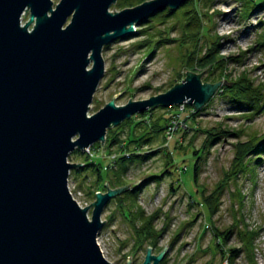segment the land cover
<instances>
[{
	"label": "rangeland",
	"instance_id": "1",
	"mask_svg": "<svg viewBox=\"0 0 264 264\" xmlns=\"http://www.w3.org/2000/svg\"><path fill=\"white\" fill-rule=\"evenodd\" d=\"M51 1L56 4L59 0ZM212 1V6L201 2L198 24L189 20L192 11L182 6L173 11L164 24L162 14L167 13L166 9L149 21L134 26L133 36L105 45L102 49L104 74L92 97L88 116L97 113L122 92L113 100L117 107L126 105L129 99L137 102L165 93L181 83L186 78V72L202 73V83L221 82L205 109L198 112L194 119L191 115L195 111L187 110L185 106L182 111L175 107L154 108L151 109L152 115H149L151 118L144 119L159 121L163 126V118L169 117L167 124L171 127L151 138L150 143L140 149L141 152L161 149V152L142 163H130L124 179L129 186L144 176L158 175L166 162L171 163L173 169L169 170L172 174L164 175L160 182L148 184L137 197V206L143 210L144 217L157 214L154 223L156 230L166 227L155 247L145 244L139 250L134 249L139 239L135 238L129 221L119 208L116 197L121 194L117 195L103 210L101 221L105 222L97 237L100 251L110 264H126L130 255L131 264H141L147 248H151L152 256H157L166 246L160 264H264V161L257 166L248 165L247 168L245 159L242 162L245 168L233 164L238 145L264 137V113L253 116L235 111L222 95H218L227 81L241 74H246L255 86L264 85V11L252 14L253 8L261 7L264 0H250L246 6L239 4L240 0ZM121 10L117 2L109 9L112 13ZM27 20L28 13L22 17V24ZM199 28H203L204 33L200 30L201 34H198ZM165 39L171 41L156 43ZM217 41L221 44L218 56L224 58L225 62L229 59L234 62L228 63L219 81L214 83L211 81L218 78L219 73L217 70L212 74L208 71L213 57L198 67L187 62L186 56L198 52L195 58L200 59L209 45ZM141 115H133L130 124L123 126L120 139L126 140L128 127L142 121L138 117ZM122 124L111 129L119 128ZM142 130V126H139L135 135ZM221 132L238 133L240 137L230 135L203 150V146L210 143L212 135ZM104 145L105 142L102 151L100 143L96 150L88 147L91 155L85 153V149L82 152L91 160L107 165L114 154L108 155ZM109 152L114 153L115 149ZM196 159L199 175L195 184L192 169ZM261 159L264 160V156ZM81 161V156L68 159L72 164ZM68 183L82 204L88 207L94 202L87 194L94 185L93 176L70 177L69 174ZM220 187L217 208L211 213L205 199ZM231 229L233 234L224 245L223 252L227 256L230 249L235 250L237 256L233 261H227L215 249L217 242L214 232L224 234ZM253 234L252 251L246 253L245 243L248 236Z\"/></svg>",
	"mask_w": 264,
	"mask_h": 264
},
{
	"label": "water",
	"instance_id": "2",
	"mask_svg": "<svg viewBox=\"0 0 264 264\" xmlns=\"http://www.w3.org/2000/svg\"><path fill=\"white\" fill-rule=\"evenodd\" d=\"M116 2L0 0V264H110L97 237L105 206L123 189L96 193L80 208L68 189L76 166L69 154L96 143L102 151L107 130L135 114L182 104L200 110L220 87L186 72L165 93L117 107L122 92L88 116L104 74L103 47L186 0H149L112 13ZM150 250L141 264H160L167 246L157 256Z\"/></svg>",
	"mask_w": 264,
	"mask_h": 264
},
{
	"label": "trees",
	"instance_id": "3",
	"mask_svg": "<svg viewBox=\"0 0 264 264\" xmlns=\"http://www.w3.org/2000/svg\"><path fill=\"white\" fill-rule=\"evenodd\" d=\"M146 1L149 0H118L117 6L120 9H124L128 6L135 7L137 5H140ZM208 1V2H207ZM242 1V2H241ZM250 0H240L239 4L242 5H248ZM201 2L203 4L208 3L210 6L213 5L212 0H186V2L182 5V8L187 7L192 11V15L189 17V20H194L196 23H200V14H199V7ZM241 5V6H242ZM131 7V8H132ZM181 8V9H182ZM179 10V9H178ZM264 11V4L261 7H255L253 8V12H259ZM173 11L167 10L166 14H162V19L164 20V24L166 23L167 18H169V15H171ZM150 20V19H149ZM147 20V21H149ZM146 21V22H147ZM192 26H195V24H192ZM204 33L203 28H199L198 34H201V31ZM153 37V36H151ZM264 37V36H263ZM149 40V39H148ZM164 41H171L168 39L165 40H157L156 43L164 42ZM264 42V41H263ZM172 43V42H170ZM184 44L181 43L180 46L182 47ZM219 42H214L209 45V47L206 49V53L200 58L196 59V54L198 52H194L193 55L188 54L186 56L187 62L195 64L198 67H201L203 62L207 61L208 58H214L212 63H210L211 67H209L208 71L210 70V74L213 73L214 70H217L219 75L218 78L213 79L211 82L219 81L221 78L220 76L223 74L224 68L228 65L230 62H234L233 59H229L228 62L224 61V58L218 56L219 48H220ZM261 45V44H260ZM153 52V51H152ZM246 74H241L240 76L236 77L235 79H231L226 82L219 91L218 95H222V98L225 99L228 104L233 107L235 111L241 112V113H249L253 116L259 115L261 113H264V85H258L255 86L251 80H249L246 76ZM187 110H194L195 113L191 115L192 119H194L197 116V113L200 111H203L206 106L201 108L200 110H195L193 107L188 106V104L184 105ZM162 109V108H159ZM152 110L148 111L147 113L142 114L141 116H138L139 118H142V121L134 122L132 126L128 127V133L126 140L120 139V135L122 131L124 130V127L126 124H130L133 118H131L129 121H126L116 129H108L106 136H105V151L110 154H114L113 159L109 164L103 165L101 162L97 160H91L88 156L84 155L83 152L79 150H74L71 152L68 156V159H72L74 156H81V162L79 164H75V168L70 171V177L71 175L80 176L83 175L85 177L87 176H93L94 179V185L90 187V190L88 191V195H91L92 199L95 200V194L97 192H105L107 189H123V192L119 197H116V200L119 201V208H121L122 213L124 217L129 221L130 226L132 230L134 231V234L136 235L135 238L139 241H137V245L134 249L139 250L141 249L145 244L149 247H155L157 245L158 240L160 239L161 235L164 233L165 227L161 228L159 231L155 228V221L158 218L157 214L151 217H144L143 210L137 206V197L141 193L142 189L145 188L148 184L152 182H160L164 175L168 174L171 175L172 172L169 170V168L173 169V166L170 165V162H166L163 170L159 172L158 175H149L146 176L138 185H135L133 187H128L127 183L125 182V175L127 173L128 167L130 163L139 162L142 163L144 161H147L151 159L154 155H157L160 153L161 149H157L154 151H146L141 152L140 149L144 146L150 143V139L153 137H156L161 132L165 131L168 127H171V125H168L170 118H163L164 119V125H160L159 121H145V118H151ZM149 118V119H150ZM166 123V124H165ZM139 126H142V132L139 135H135V131ZM232 135V137H240L238 133L233 132H221L219 134L212 135V139L209 140V144H206V146H203V150L209 149L212 145H215L219 143L221 139H225ZM151 136V137H150ZM99 148V143H96L91 146L90 149L96 150ZM115 149L114 153L109 152L112 149ZM236 151V156L234 159L233 164L237 165L238 167L242 165L243 159L246 160L247 163H244L245 167L247 168L248 165L257 166L259 164H262L264 161L261 159V157L264 156V137L258 139L257 141L254 140L253 142H245L243 145L239 146ZM201 153V152H199ZM198 159H196L195 164L193 165V182L196 184L197 178L199 175L198 171ZM244 167V168H245ZM235 168V167H234ZM84 182H86V178L84 179ZM104 183H107L108 187L105 188ZM219 188L218 191L213 192L210 197L205 199V205L210 207V212L213 213L217 208V199L218 194L220 193ZM233 234V229L226 231V233L222 234L219 231L214 232V238L216 243L215 249L218 251V253L222 254L224 256V259L227 261H233L234 258L237 256V251L235 250H229V254L225 256V252H223V247L226 245L230 239V237ZM178 235V234H177ZM176 235V236H177ZM254 235L248 236V239L245 244H247L246 247V253H251L252 251V242L254 239ZM178 237V236H177Z\"/></svg>",
	"mask_w": 264,
	"mask_h": 264
},
{
	"label": "built area",
	"instance_id": "4",
	"mask_svg": "<svg viewBox=\"0 0 264 264\" xmlns=\"http://www.w3.org/2000/svg\"><path fill=\"white\" fill-rule=\"evenodd\" d=\"M183 107H184V104L179 105V106H175V108H178V109H180L181 111L183 110ZM171 108H172V107H171ZM84 152L87 153V154H89V155H91V150H90L89 148H86V149L84 150ZM70 185H71V184H70ZM70 185H69V183H68V189H69V193H70L72 199L77 203V205H78L80 208H85V207H87L86 204H82V203L78 200V197H76V194H75L74 189H72V187H71ZM69 186H70V187H69Z\"/></svg>",
	"mask_w": 264,
	"mask_h": 264
}]
</instances>
